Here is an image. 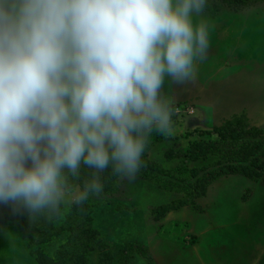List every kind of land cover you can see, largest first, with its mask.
I'll list each match as a JSON object with an SVG mask.
<instances>
[{
	"label": "clouds",
	"instance_id": "1",
	"mask_svg": "<svg viewBox=\"0 0 264 264\" xmlns=\"http://www.w3.org/2000/svg\"><path fill=\"white\" fill-rule=\"evenodd\" d=\"M208 0H0V203L58 215L133 176L173 131L177 84L210 44ZM94 170L82 186L81 165Z\"/></svg>",
	"mask_w": 264,
	"mask_h": 264
},
{
	"label": "rangeland",
	"instance_id": "2",
	"mask_svg": "<svg viewBox=\"0 0 264 264\" xmlns=\"http://www.w3.org/2000/svg\"><path fill=\"white\" fill-rule=\"evenodd\" d=\"M202 18L209 25L210 44L197 61L196 78L177 84L166 76L162 86L174 98V127L171 134H151L146 151L155 177L120 174L117 190L88 200L91 225L116 261L125 245L136 241L149 258L133 251L132 264H264L263 178L223 175L208 181L203 196L196 195L198 181L166 189L180 167L190 174L198 166L202 174L218 165L212 156L179 167L173 153L198 139L220 138L214 127L234 116H244L249 124L233 128L260 129L258 152L264 163V0H208ZM189 194L188 203L174 202ZM71 205H63L62 214ZM20 224L19 217L1 222L0 264H39ZM66 238L65 232L48 243V256H55ZM95 256L90 254L89 264H96Z\"/></svg>",
	"mask_w": 264,
	"mask_h": 264
},
{
	"label": "trees",
	"instance_id": "3",
	"mask_svg": "<svg viewBox=\"0 0 264 264\" xmlns=\"http://www.w3.org/2000/svg\"><path fill=\"white\" fill-rule=\"evenodd\" d=\"M246 121L244 116H234L227 119L222 125L214 127V130L220 134V138L198 139L193 141L186 149L174 152L173 154L180 159L181 164L177 165L179 167L184 166L189 160H202L212 156L217 157L218 165L214 169L202 171V174H199L201 167L198 166H193L190 174L185 166L180 167L182 171L179 173L174 172V179L170 181V186L166 189H172L173 186L177 187L179 185L186 186L187 181H189V184L192 182L196 184V181H198L197 186L200 190L196 192V195L203 196L206 185L209 184L208 181L223 175L241 172L253 180L264 179V168L259 170V173H254L257 167L264 166V163L261 162L262 158L259 159L258 152L261 147L257 138L260 129L253 125L244 129V132L233 128V125ZM260 154H262L261 150ZM153 166L145 150L142 165L133 176L150 178L155 173V177L157 171ZM93 171L82 164L79 177L73 179L71 183H78L79 186H82L84 181L93 174ZM98 175L103 184V191L99 196L118 189L120 174L113 172L111 167L100 171ZM194 176L196 179L191 181L190 178ZM189 199L190 194L188 197H181L176 201L174 200V202L182 205L188 203ZM182 201L185 203H181ZM170 205L171 203L167 204V207ZM90 213L91 209L88 201L79 206L72 204L65 213L60 212L58 215L47 213L29 214L27 209L22 207H17L14 210V205L8 202L0 203V224L6 219L12 220L16 217L21 219V232L29 236L30 250L35 254L39 264H89L91 253L96 255V264H132L133 251L149 258L147 249L141 243L134 241L127 246L125 245L118 260H114L109 244L101 236L98 229L91 225ZM61 217L63 219L59 221ZM65 232L67 238L60 244L55 256H48L44 247Z\"/></svg>",
	"mask_w": 264,
	"mask_h": 264
}]
</instances>
